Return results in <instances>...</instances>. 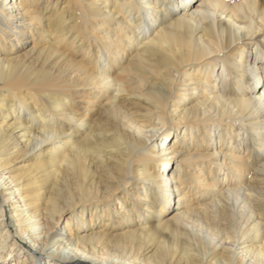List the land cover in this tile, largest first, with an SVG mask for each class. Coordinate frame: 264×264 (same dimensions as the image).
Wrapping results in <instances>:
<instances>
[{
	"label": "bare ground",
	"instance_id": "obj_1",
	"mask_svg": "<svg viewBox=\"0 0 264 264\" xmlns=\"http://www.w3.org/2000/svg\"><path fill=\"white\" fill-rule=\"evenodd\" d=\"M0 264H264V0H0Z\"/></svg>",
	"mask_w": 264,
	"mask_h": 264
},
{
	"label": "rangeland",
	"instance_id": "obj_2",
	"mask_svg": "<svg viewBox=\"0 0 264 264\" xmlns=\"http://www.w3.org/2000/svg\"><path fill=\"white\" fill-rule=\"evenodd\" d=\"M9 3L12 1V0H7ZM31 46H32V43H30V42H26V43H24V44H22V47L21 48H19V50H18V48L17 49H14V51H16V53L14 54V55H12L13 56V60H10V61H12V62H14V63H16V62H18V63H20V62H28L30 59H32V58H34V57H36V55H37V53H36V51H35V49L34 50H30V48H31ZM6 57H8V56H11V55H5ZM260 83V82H259ZM20 165V163L17 165V166H19ZM171 166H173L172 164H169V168L171 167ZM172 168V167H171ZM9 206L6 204V207H5V212H4V214H5V218H8V219H10L11 221H13L11 218H10V212H9ZM176 212H177V209H171L169 212H168V215L167 216H169V218H168V222L170 223H172L173 225H174V223L176 222V221H174V214H176ZM64 217H65V215L63 216V220H64ZM13 224L14 223H11V226H13ZM115 232H117V231H115ZM114 233V232H113ZM36 245L37 244H35L34 246H32L31 245V243H29V240H27L26 241V245H25V249L27 250V251H35V247H36ZM150 255V254H149Z\"/></svg>",
	"mask_w": 264,
	"mask_h": 264
}]
</instances>
